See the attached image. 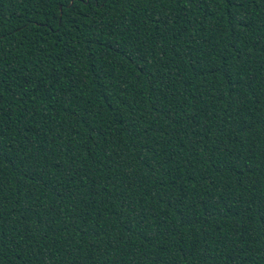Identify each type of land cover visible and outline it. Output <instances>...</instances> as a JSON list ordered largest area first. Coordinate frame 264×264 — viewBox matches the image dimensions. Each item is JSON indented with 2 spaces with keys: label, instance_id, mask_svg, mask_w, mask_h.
Here are the masks:
<instances>
[{
  "label": "trees",
  "instance_id": "1",
  "mask_svg": "<svg viewBox=\"0 0 264 264\" xmlns=\"http://www.w3.org/2000/svg\"><path fill=\"white\" fill-rule=\"evenodd\" d=\"M0 264H264V0H0Z\"/></svg>",
  "mask_w": 264,
  "mask_h": 264
}]
</instances>
